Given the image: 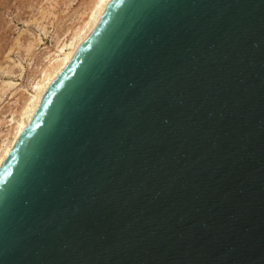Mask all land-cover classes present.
<instances>
[{
    "label": "water",
    "instance_id": "95a60500",
    "mask_svg": "<svg viewBox=\"0 0 264 264\" xmlns=\"http://www.w3.org/2000/svg\"><path fill=\"white\" fill-rule=\"evenodd\" d=\"M0 264H264V0H112L0 168Z\"/></svg>",
    "mask_w": 264,
    "mask_h": 264
},
{
    "label": "rangeland",
    "instance_id": "374dc122",
    "mask_svg": "<svg viewBox=\"0 0 264 264\" xmlns=\"http://www.w3.org/2000/svg\"><path fill=\"white\" fill-rule=\"evenodd\" d=\"M92 1L0 0V144L11 131L5 123L28 99L44 60L58 39L81 25Z\"/></svg>",
    "mask_w": 264,
    "mask_h": 264
},
{
    "label": "bare ground",
    "instance_id": "6f19581e",
    "mask_svg": "<svg viewBox=\"0 0 264 264\" xmlns=\"http://www.w3.org/2000/svg\"><path fill=\"white\" fill-rule=\"evenodd\" d=\"M112 0H93L87 13V17L81 25L75 27L56 42L55 52L44 60L39 70V78L35 79L31 85V93L24 102L22 108L12 111L11 119L5 124L11 126V131H7L5 139L0 144V168L13 150L23 131L32 122L37 110L39 109L46 93L58 78L59 74L74 58L76 52L90 34L97 27L103 18ZM1 102V98H0ZM5 136V135H4Z\"/></svg>",
    "mask_w": 264,
    "mask_h": 264
}]
</instances>
